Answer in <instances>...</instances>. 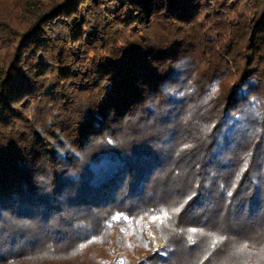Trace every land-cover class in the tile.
I'll return each mask as SVG.
<instances>
[{
	"label": "trees",
	"instance_id": "16d2710c",
	"mask_svg": "<svg viewBox=\"0 0 264 264\" xmlns=\"http://www.w3.org/2000/svg\"><path fill=\"white\" fill-rule=\"evenodd\" d=\"M117 238L264 264V0H0V264Z\"/></svg>",
	"mask_w": 264,
	"mask_h": 264
},
{
	"label": "rangeland",
	"instance_id": "374dc122",
	"mask_svg": "<svg viewBox=\"0 0 264 264\" xmlns=\"http://www.w3.org/2000/svg\"><path fill=\"white\" fill-rule=\"evenodd\" d=\"M117 237L119 238V235H117ZM148 237L151 239L153 243L154 250L161 252L163 244H164L161 237L155 231H152L151 229L148 231ZM118 238L114 241V244L112 247L113 255H112V259L110 260V262L113 261L115 264H123L124 260L128 257V254L119 247ZM139 257H143V253H141Z\"/></svg>",
	"mask_w": 264,
	"mask_h": 264
},
{
	"label": "snow or ice",
	"instance_id": "6c2138e0",
	"mask_svg": "<svg viewBox=\"0 0 264 264\" xmlns=\"http://www.w3.org/2000/svg\"><path fill=\"white\" fill-rule=\"evenodd\" d=\"M247 165H246V163H245V167H246ZM174 211H176V212H178L179 211V209H175ZM166 214V213H165ZM115 219H119V217H115Z\"/></svg>",
	"mask_w": 264,
	"mask_h": 264
}]
</instances>
